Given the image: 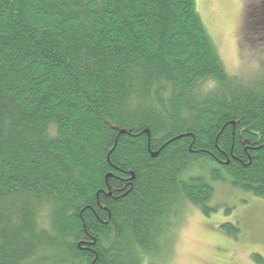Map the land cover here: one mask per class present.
I'll return each mask as SVG.
<instances>
[{"label":"trees","instance_id":"trees-1","mask_svg":"<svg viewBox=\"0 0 264 264\" xmlns=\"http://www.w3.org/2000/svg\"><path fill=\"white\" fill-rule=\"evenodd\" d=\"M219 183L264 199V78L194 0H0V264H131Z\"/></svg>","mask_w":264,"mask_h":264},{"label":"rangeland","instance_id":"rangeland-1","mask_svg":"<svg viewBox=\"0 0 264 264\" xmlns=\"http://www.w3.org/2000/svg\"><path fill=\"white\" fill-rule=\"evenodd\" d=\"M248 0H194L195 9L229 74L251 83L264 78V40L251 41L253 27ZM256 39V38H255ZM215 212L204 215L190 204L179 212L170 244L156 243L137 251L131 264H258L253 253L264 260V199L215 185L209 203ZM222 223H237L235 237L221 229ZM168 246V247H167ZM127 248H131L130 245ZM136 249H139L136 247ZM140 252V253H139Z\"/></svg>","mask_w":264,"mask_h":264},{"label":"water","instance_id":"water-1","mask_svg":"<svg viewBox=\"0 0 264 264\" xmlns=\"http://www.w3.org/2000/svg\"><path fill=\"white\" fill-rule=\"evenodd\" d=\"M121 132H123V131H121Z\"/></svg>","mask_w":264,"mask_h":264}]
</instances>
